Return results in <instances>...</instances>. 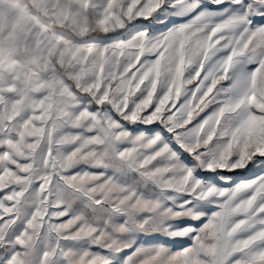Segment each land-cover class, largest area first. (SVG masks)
<instances>
[{
    "label": "snow or ice",
    "instance_id": "snow-or-ice-1",
    "mask_svg": "<svg viewBox=\"0 0 264 264\" xmlns=\"http://www.w3.org/2000/svg\"><path fill=\"white\" fill-rule=\"evenodd\" d=\"M0 10V264H264V0Z\"/></svg>",
    "mask_w": 264,
    "mask_h": 264
},
{
    "label": "rangeland",
    "instance_id": "rangeland-1",
    "mask_svg": "<svg viewBox=\"0 0 264 264\" xmlns=\"http://www.w3.org/2000/svg\"><path fill=\"white\" fill-rule=\"evenodd\" d=\"M6 15V11L5 10H0V17H3Z\"/></svg>",
    "mask_w": 264,
    "mask_h": 264
}]
</instances>
